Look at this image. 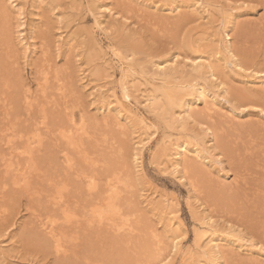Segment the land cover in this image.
Here are the masks:
<instances>
[{
    "label": "bare ground",
    "instance_id": "obj_1",
    "mask_svg": "<svg viewBox=\"0 0 264 264\" xmlns=\"http://www.w3.org/2000/svg\"><path fill=\"white\" fill-rule=\"evenodd\" d=\"M38 1L41 0H31V6ZM153 1L154 6L159 0ZM27 2L0 0V227L8 231L22 208L23 236L29 237L27 242L33 249L51 254L58 264H172V254L180 252L181 246L174 205L161 195L157 200L149 193L142 195L135 178L137 156L151 135L148 133L150 120L137 106L132 107L133 103L141 104L140 96L147 112L165 126L155 155L159 165L186 179L193 197H199L201 191L194 178L197 170L190 158L206 168L217 189L235 193L239 190L243 195L238 207L231 208L238 212L234 217L236 221L233 220L237 223L235 226L228 221L219 224L215 214L202 202L195 207L189 205L196 223L194 245L182 251L181 262L224 264L226 253L222 241L231 239L241 250L244 248L249 254L264 258L261 251L264 220L251 223L264 213V210L257 211L264 207V181L255 178L260 181V189L251 191L254 185L248 178L242 180L240 175L224 171L221 154L215 152L217 144H207L221 135L217 131L237 130L247 124L242 121L240 108L254 96V91L249 90L256 89L257 100L264 94V61L257 66L259 53L246 51L243 63L232 48L230 30L238 18L233 9L220 8L213 0H193L190 5L193 11L204 14L185 18L189 23L199 21L196 27L202 30L201 35L187 44L193 54L186 56L175 51L161 60L150 61V67V59L138 61L135 51L126 52L112 45L106 49L94 42L98 57L89 55L88 58V63L93 61L92 64L98 65L94 76L96 80L110 79L111 58L115 59L120 64L119 93L116 95L111 87L95 83L88 94L94 101L86 105L81 89L76 86L77 80L72 78L71 66L61 69L56 66L43 34H39L44 39L39 42V54L31 63V82L26 81L18 51L21 48L22 58H26L27 49L31 48L27 39L32 35H25L23 26ZM94 2L91 0L92 4ZM177 3L168 1L163 9L177 11L180 7ZM99 7L97 3L94 6ZM132 10L151 26L162 25L156 18L147 19L150 15L144 9ZM214 12L221 16L215 18ZM97 13H94V25L104 31ZM111 15L129 24L128 16L115 12ZM215 23H220L224 29L222 35ZM73 31L82 50L83 32L79 27ZM195 45L198 49L203 45L211 49L207 53L201 49L196 51ZM261 54L264 60V50ZM79 55L77 52L76 57ZM107 55L111 56L110 60ZM217 59L247 75L241 78L248 91L241 89L244 94L238 99V106H230L228 110H224L217 99L230 94L227 81L218 74ZM80 60L76 63V73L82 79L86 78V72L77 67ZM208 82H212L215 90L210 92L206 87ZM251 105L258 108L257 113L264 118V110L255 103ZM194 124L201 132L192 129ZM258 127L259 134H263L264 126ZM200 133L207 137L194 142L187 139H196ZM122 137H130L129 146L133 151L129 156L120 143ZM259 140L245 143L247 159L254 155L255 148L259 149L258 154L264 151V143ZM139 197L144 198L145 208L138 206ZM146 208L159 217L168 209L162 231L149 218L146 220ZM249 209L251 215H247ZM166 245L170 247L168 251ZM227 255L234 254L227 252ZM247 258L251 264L260 262L252 255Z\"/></svg>",
    "mask_w": 264,
    "mask_h": 264
},
{
    "label": "rangeland",
    "instance_id": "obj_2",
    "mask_svg": "<svg viewBox=\"0 0 264 264\" xmlns=\"http://www.w3.org/2000/svg\"><path fill=\"white\" fill-rule=\"evenodd\" d=\"M28 1L29 2L25 5L26 16L23 26L25 35H32L31 38L27 39L31 44V48L27 49L26 55L28 56L26 58H22L21 48H19L18 51L21 56L20 64L23 68L22 72L24 77H26V81L31 82L32 76L30 75V67L31 63L39 54V42L44 40L39 37V34H43L46 36L50 56L55 61L56 66L58 65L59 67H57L60 69L66 65L67 67L71 66L72 78L77 80L76 86L81 89L84 96L83 100L86 105L90 104L93 100L92 95L88 98V94L92 92V85H95V83L99 84V86L104 85L107 88L111 87L116 95L119 93L117 80L120 76V64L116 62L115 59L111 58L110 55L107 56H110L108 59L110 60L111 58L113 63V69H111L112 79L105 78L103 81L102 77L96 80L97 77L94 76L95 68H97L98 65L92 64L93 61L88 63V58L93 56L97 59L99 54L94 42L100 43L102 47L106 49L109 45H112L113 47L120 46L121 49H125L126 52L135 51L133 53H135L138 61H141V59H150L148 60V67H150V61L156 62L175 51L182 55L191 56L193 52L189 51L190 49L187 47V44L190 40L192 41L202 34V30H200L201 27H196L199 21L189 23L187 22L188 20L185 19L191 16L198 17L199 15H204L193 11L194 7L190 6L193 0H176L180 7L174 12H166L163 9L168 1L172 2V0H159L154 6L152 5V0H128V4L123 3L122 0H95L94 4L91 3V0H41L34 3V7L30 4L31 0ZM213 2L221 6L220 8L233 9V12L238 15V18H236V25L230 30L232 48H234L233 50L238 59L244 63L246 61V59H244L246 51L249 53H254L256 51L261 54L264 50V9L243 8L240 7V5L245 3L260 4L264 1H246L242 3L240 0H232L230 3L226 0H213ZM96 3L101 5V7L95 9L94 6ZM147 5L150 7L147 8ZM138 7L148 12L150 17H146L147 19L156 18L162 22V25L155 28L148 22L140 20V16L132 10V8ZM107 8H111V12ZM96 11H98L97 15L102 21V26L105 28L104 31L96 29L94 25V13ZM112 12L128 16L130 19L129 24L116 19L114 15H111ZM214 13L215 18L221 16L216 12ZM215 25H218L216 30L222 35L224 29L220 27V23H215ZM118 26L120 29H118ZM78 27L83 32L81 38L84 47L82 50L78 47L79 40L75 39L76 32L73 31ZM85 33H90L91 35H85ZM70 39L72 40L70 41ZM259 41H262L263 44L261 43L262 45L258 47L257 45L260 44ZM256 47H258V49ZM260 47L262 48L259 50ZM193 49L196 51L199 49L205 50L207 53L211 48L208 45H203L198 49L195 45ZM77 52L80 55L76 57ZM259 54L256 58V61H259L257 64L258 67L264 61L263 55L261 54V56ZM89 55L91 56L89 57ZM74 59H76V61L73 65ZM79 59H81V63L77 67L85 69L86 78L80 79V76L76 73V63H79ZM217 61L219 63L217 66L218 74L221 79L227 81L226 83L230 94H226L224 99L218 96L216 97H218V102H221L220 106L224 110H228L230 106H238V99H241L244 94L242 92L245 89L242 79L244 77L246 78L247 75L245 72L240 71V73L238 68L231 64L226 65L224 61L218 59ZM241 76L243 78H241ZM109 80L111 81L109 82ZM213 81L214 79H212V82ZM212 82L206 84L210 92L215 90L212 87ZM255 90L256 89L249 90L250 92L254 91V96L248 98L247 101H245L246 104L240 108V113H242L240 115L243 116L242 121L247 124L243 127H238V131H217L221 135L217 136L214 141L207 142V144L212 142L214 145L217 144L215 152L221 154L224 171H228L230 175H232V173L238 174L240 177H243L242 180L246 178L247 181L248 178L250 184L254 185L251 191H254L255 188L260 189V181L254 180L255 178H260L264 181V151L258 154L259 149L255 148L251 160L247 159L246 150L244 148L245 143L253 139L260 138L259 143H264V133L259 134L258 132V126H264V118H261L260 114L257 113L258 108H254L252 107L253 105H251L255 103V105L264 110V94H260L261 100H257L258 94ZM245 91L248 90L245 89ZM232 93L234 95H231ZM239 93L241 94L239 95ZM139 98L141 104L138 105L133 103L132 107L137 106L138 110L150 120V131H148V133L151 135H149L143 149L139 151L140 153L137 156L136 169L138 172L135 177L136 182H138L137 188L141 189L143 192L142 195L149 193L155 200L161 195L174 205L176 215L175 222L178 224L177 227L181 232V246L180 252L172 254V264H184L181 262V254H183L182 251L187 247L194 245L193 228L196 225L189 205L192 204L195 207L202 202L203 205L208 207V209L215 214L219 224H224L228 221L235 226L237 223L233 220H235L234 217L238 212L231 208L236 207V205L238 207V200L243 198V195H240L239 190L235 193L228 190L217 189L214 186V182L209 177L206 168L199 165L197 160L190 158V163L197 170L195 172L196 174L194 173L196 176L194 178L201 191L199 197H193L186 179L181 178L178 173L172 172L170 168L165 169L163 164H158L155 155L159 150L158 141L161 134L164 132L165 126L162 122L157 121L154 114L147 112L146 108L143 106L145 101L142 97L139 96ZM192 129H194L195 132H201L195 124L192 126ZM206 137L204 133H200L199 137L196 139L190 137L187 139L190 142H194ZM129 138L127 137L126 139L123 138L120 140L122 148H125L124 153L128 156L133 151L129 146ZM127 160L130 162V158ZM229 162H233V164H229ZM215 166L219 165L215 164ZM208 170L212 173L214 172L213 168L208 167ZM144 202V198L139 197V201L137 202L138 206L145 208ZM203 208L205 207L203 206ZM168 209L165 214L159 217L156 213H153L150 208H146L145 210L147 213L145 218L146 220L149 218L150 222L153 223L158 230L162 231L165 225V217L166 219L168 217ZM263 210L264 207L257 211ZM23 211L22 208L19 209L17 215L13 218L14 221L12 220L15 223L9 227L8 231L5 230L6 227H0V264H58L51 254H43L33 249L27 242L29 237L26 235L23 236V227H20L22 220L25 219ZM247 215H251L250 209ZM229 216L231 220L228 219ZM258 220H264L263 212H261V215H258L256 219L251 220V223ZM232 240L234 239H231V241H222L223 249L226 253L224 264H251L247 258L251 255L253 258L255 257L256 260L260 261L259 264H264V258L258 256L256 253L249 254V252L243 250L244 248L241 250ZM169 248V245H166L165 250H169ZM227 252H232L234 255L229 257Z\"/></svg>",
    "mask_w": 264,
    "mask_h": 264
},
{
    "label": "snow or ice",
    "instance_id": "obj_3",
    "mask_svg": "<svg viewBox=\"0 0 264 264\" xmlns=\"http://www.w3.org/2000/svg\"><path fill=\"white\" fill-rule=\"evenodd\" d=\"M240 7H243V8H261V9H264V2L260 3V4H242L240 5ZM261 251H264V247H262Z\"/></svg>",
    "mask_w": 264,
    "mask_h": 264
}]
</instances>
